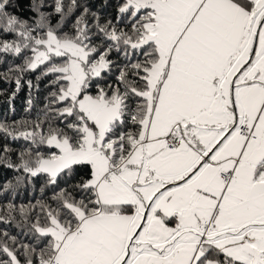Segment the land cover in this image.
Here are the masks:
<instances>
[{
  "label": "snow or ice",
  "instance_id": "1",
  "mask_svg": "<svg viewBox=\"0 0 264 264\" xmlns=\"http://www.w3.org/2000/svg\"><path fill=\"white\" fill-rule=\"evenodd\" d=\"M0 69V264H264V0H0Z\"/></svg>",
  "mask_w": 264,
  "mask_h": 264
},
{
  "label": "trees",
  "instance_id": "2",
  "mask_svg": "<svg viewBox=\"0 0 264 264\" xmlns=\"http://www.w3.org/2000/svg\"><path fill=\"white\" fill-rule=\"evenodd\" d=\"M28 78L33 80L35 79L34 76H30ZM13 88L14 85H10L7 83H0V90H3L5 93L11 91ZM41 88H43V83L41 84ZM26 96H27V89L25 88L21 91V93L19 94V98L15 102L17 111L13 114L8 111L7 107L3 103L7 99V95H0V119H4L6 117L8 122H11L12 120H19L21 117H25L26 114L22 110V104ZM27 118H31V117H27ZM6 227H7L6 225H0V229H4ZM7 230H9L12 234H15L17 231V229H15L14 227L8 228Z\"/></svg>",
  "mask_w": 264,
  "mask_h": 264
}]
</instances>
